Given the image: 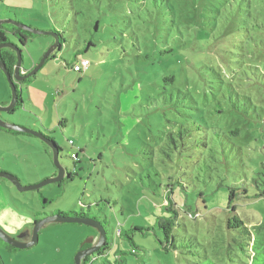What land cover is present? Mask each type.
<instances>
[{
	"label": "rangeland",
	"instance_id": "obj_1",
	"mask_svg": "<svg viewBox=\"0 0 264 264\" xmlns=\"http://www.w3.org/2000/svg\"><path fill=\"white\" fill-rule=\"evenodd\" d=\"M165 9L160 0H0V18L16 16L65 38L56 58L20 86L22 105L0 117L53 139L61 148L60 164L72 175L27 191L0 178V226L11 236L31 227L42 212H83L105 220L110 237V248L91 264H190L202 245L221 235L219 226L230 215L229 186L247 189V197L235 201L239 217L249 226L264 221V198L254 196L259 189L252 181L264 182L262 63L260 73H244L252 80L246 85L243 72L203 41H187L172 56L149 52L143 39L164 26ZM83 38L94 46L78 54L89 65L75 72L71 63L75 49L87 42ZM51 40L33 36L21 48V69L37 64ZM10 99L0 70V105ZM43 136L0 130V171L22 185L51 177L56 168ZM169 188L180 216L176 249L165 250L156 220L168 215ZM184 209L200 216L190 219ZM118 230H128L136 247L117 237ZM99 237L90 225L52 221L40 229L35 245L0 249V256L3 264H73L80 246ZM119 250L126 253L117 257Z\"/></svg>",
	"mask_w": 264,
	"mask_h": 264
},
{
	"label": "trees",
	"instance_id": "obj_2",
	"mask_svg": "<svg viewBox=\"0 0 264 264\" xmlns=\"http://www.w3.org/2000/svg\"><path fill=\"white\" fill-rule=\"evenodd\" d=\"M160 2L166 6L165 10L169 13H161L162 17L165 16L167 20L164 21V26L159 25L154 30H149L148 36L146 32V38L144 37L143 39V46L151 50L149 52L156 51L158 56H172L179 51L177 49H181L182 46L187 45V41H192V44L196 40L203 41L206 47L213 49L225 64L229 66L235 65V70H238L240 73L243 72L242 78H246H244L246 80V85H252V80H250L246 74L244 75V73H246V71L251 73H255L256 71L259 72L260 68L259 64H257L258 62L262 63L261 73L264 75V0H224L218 4H207L204 0H160ZM1 20L8 21L0 22V62L10 74H12L17 62L15 49L24 47L33 36L50 35L52 37L50 46L57 42V46L49 54L45 62L49 59L56 58L57 52L61 50L62 45L65 43L64 36L59 31H56L55 28L39 29L21 22L16 16L15 18H0V21ZM34 30L47 33H34ZM94 30H98L97 23L94 24ZM87 31L92 35L90 30ZM85 39L83 38V41H85ZM86 41V44H82V46L77 47L74 51L76 61L71 63V69L73 71H75L73 67L76 64L86 59L78 58V54L94 46L92 39L88 38ZM236 59L240 61H236ZM35 65L26 70L20 68L22 73H19V75H24ZM82 71L83 70L75 72ZM35 74L20 81H14L17 94L15 101L16 105L13 109L8 111L9 113L14 112L22 105L20 86L29 85ZM244 79L242 80L244 81ZM165 80L173 81V76H167ZM229 89L231 91V99V95L235 92L232 85H230ZM243 100L247 101V97H243ZM231 108L236 109L237 106L231 103ZM2 112L4 111H0V113ZM0 130L13 134L32 135L30 133L9 130L2 127H0ZM205 130L206 127H204V131ZM44 138L51 143L50 147L52 154L54 149L57 152L59 161L61 148L57 146L53 139L46 136H44ZM69 143L73 144L71 140ZM79 151L82 150L79 149ZM70 157L75 159L77 155L72 153ZM64 173L65 177L59 182L71 179V173L66 169H64ZM252 181L255 187L259 189V192L254 194V196L264 198V182L259 178H255ZM218 185L221 184L218 183ZM228 189L227 209L230 215L225 221V227L219 226L221 235L215 236L213 240H211L210 245H202L200 252L196 253L197 257L195 261L190 262V264H264V221L249 226L248 223H245L239 217L236 211L235 201L238 196L247 197L246 186L241 188L229 186ZM172 192V188L166 191L167 200H165L164 206L168 215L159 217L156 220L157 227L164 235L165 242L163 247L165 250L176 249L173 232L178 225V217L180 216V208L175 204L172 198ZM43 200L45 202L48 201L47 199ZM184 213H186L187 217L190 219H195L200 216L198 211H190L188 209L185 210ZM53 215L64 218L92 219L102 228L105 235L104 243L92 254L85 256L81 264H91L94 260L96 261V257L104 256L105 252L110 248V237L108 234L107 222L105 220L100 221L83 212H61L59 210L48 212L47 214L42 212L40 219ZM95 230L97 231V229ZM146 230H148V228H146ZM97 234L99 235L98 231ZM116 235L117 237L123 236L130 247H136L132 234L128 230H118ZM83 244L88 245L89 243L84 242ZM0 249L8 252L17 250L2 239H0ZM125 253V251L119 250L116 252V256L118 257ZM0 264H3L1 256ZM103 264H107V261H103ZM114 264H121V260L115 259Z\"/></svg>",
	"mask_w": 264,
	"mask_h": 264
},
{
	"label": "water",
	"instance_id": "obj_3",
	"mask_svg": "<svg viewBox=\"0 0 264 264\" xmlns=\"http://www.w3.org/2000/svg\"><path fill=\"white\" fill-rule=\"evenodd\" d=\"M3 21H8V20H1L0 22H3ZM33 32L34 33H47V32H42V31H35V30ZM56 46H57V42H55L54 45L49 46L48 49L45 51V53L42 55V57L39 59L38 63L22 76L19 75V73H22V70L20 69L21 64H22L21 49H15L16 56H17V62H16V66L12 74H10L6 70L4 65L0 62V69L5 74L7 81L9 82L10 89H11V100L8 105L0 106V111L8 112L11 109H13L16 105L15 101H16L17 94H16V84L14 81H20L24 78L33 76L41 68L46 58L49 56V54L54 50ZM0 127L9 129V130L19 131V132L30 133L35 136H40V137L43 136L39 132L33 131L21 125L7 122L3 120L2 118H0ZM53 163L56 168L57 174L55 176H51L35 184L22 185L17 176L4 172V171H0V178H6L10 180L20 191L39 189L46 184L57 183L65 177L64 168L58 161L57 152L55 151V149L53 152ZM52 221L83 223L86 225H90L91 227L97 229V231L99 232L100 237H99L98 242L95 245L89 248L79 249L77 251L74 257V264H81L82 259L85 256L92 254L100 245L104 243V240H105L104 232L96 221L92 219L64 218V217H58L56 215L44 217V218H41L35 221L32 226V232H31V236L29 240L20 239L23 236V233H20L16 237H13L9 233H7L1 226H0V239H2L4 242L13 246L16 249L29 248L37 243L38 233L41 227L45 225L46 223H49ZM88 241H90V239Z\"/></svg>",
	"mask_w": 264,
	"mask_h": 264
},
{
	"label": "flooded vegetation",
	"instance_id": "obj_4",
	"mask_svg": "<svg viewBox=\"0 0 264 264\" xmlns=\"http://www.w3.org/2000/svg\"><path fill=\"white\" fill-rule=\"evenodd\" d=\"M7 113H9V112H7ZM56 174H57V171L52 176H55ZM31 232H32V225H31V227L27 228L26 230H24L22 232L23 233V236L20 239L21 240H29L30 239V236H31ZM93 245L94 244H90V243L88 245L87 244L86 245L85 244H82L79 249L89 248V247H92Z\"/></svg>",
	"mask_w": 264,
	"mask_h": 264
},
{
	"label": "built area",
	"instance_id": "obj_5",
	"mask_svg": "<svg viewBox=\"0 0 264 264\" xmlns=\"http://www.w3.org/2000/svg\"><path fill=\"white\" fill-rule=\"evenodd\" d=\"M88 65H89V61L86 60V59H83V60H81L78 64H76V65L73 67V69H74L75 71L84 70V69H86V68L88 67Z\"/></svg>",
	"mask_w": 264,
	"mask_h": 264
}]
</instances>
